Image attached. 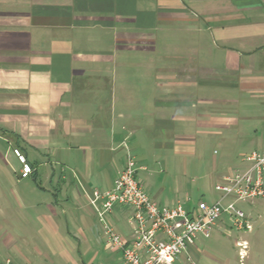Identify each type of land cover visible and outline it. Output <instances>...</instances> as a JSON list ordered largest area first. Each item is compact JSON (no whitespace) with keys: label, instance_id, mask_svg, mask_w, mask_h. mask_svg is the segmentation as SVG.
Here are the masks:
<instances>
[{"label":"crops","instance_id":"0c3cea01","mask_svg":"<svg viewBox=\"0 0 264 264\" xmlns=\"http://www.w3.org/2000/svg\"><path fill=\"white\" fill-rule=\"evenodd\" d=\"M244 99L264 107V0H0V264H121L93 192L129 156L142 182L161 149L185 163L201 135L237 146L215 158L219 181L245 168L264 136L227 112ZM155 188L190 207L186 182ZM121 208L108 223L127 237ZM207 255L190 247L176 264H228Z\"/></svg>","mask_w":264,"mask_h":264},{"label":"built area","instance_id":"2783aa9c","mask_svg":"<svg viewBox=\"0 0 264 264\" xmlns=\"http://www.w3.org/2000/svg\"><path fill=\"white\" fill-rule=\"evenodd\" d=\"M14 154L22 164V178H29L34 168L19 149ZM246 167L225 176L215 185L220 199L212 204L200 201L187 208L181 203L162 205L152 200L138 176L137 162L129 156L118 172L112 189L93 192L89 198L105 225V237L111 248L122 253L121 264H176L197 239H209L224 227L218 222L227 215L240 231L250 232L252 226L235 203L225 206L229 199L254 201L264 197V153L253 151L243 158ZM130 210L128 223L131 233L125 237L108 223L116 207ZM239 255L247 257L249 245L238 243ZM3 264H12L6 260Z\"/></svg>","mask_w":264,"mask_h":264},{"label":"rangeland","instance_id":"374dc122","mask_svg":"<svg viewBox=\"0 0 264 264\" xmlns=\"http://www.w3.org/2000/svg\"><path fill=\"white\" fill-rule=\"evenodd\" d=\"M211 95L219 96L217 93ZM245 100L242 102L239 114L234 112L232 108H228L227 112L233 113L237 117H252L253 119L251 120H254L252 122L258 126V129L260 132H263L264 136V119L262 121L256 118L257 115H260V117L264 116V107L255 108L249 101ZM261 122L262 124H260ZM208 137L205 135L199 136L200 139L197 140L195 154L188 155L185 163L182 162L181 157L174 156L173 153L169 157L166 156L165 149L159 150L161 155L164 156L162 157L165 161L164 163L161 160L154 161L152 158H149L148 163H146L148 167L147 172L140 173L145 188L148 190L150 184H155L156 188L152 193H155L157 189H163L169 197L176 188H180L179 191L182 194L181 185L186 182L188 188L185 195L191 199L190 207L201 200L208 204L219 200L220 195L215 191V185L221 181H219L221 176L213 173L214 160L215 158L220 159L223 157L227 148L229 152L230 149L237 150V146L232 142L224 145L223 142L218 141V138L213 139ZM224 203L225 206L235 203L236 208L245 213L247 220L252 226V230L250 232L240 231L234 226L230 218L224 215L218 222V226L224 227L225 232L217 228L211 238H198L195 246L202 253L205 251L208 254V257L206 256L205 258L211 261L227 262L228 264H264V197L247 202H236L235 199L229 198ZM127 215L129 217L130 210L121 208L116 218L120 226L129 229L126 221ZM243 242L248 243L249 249L247 257L242 261L237 244ZM188 263L201 264L200 260L193 258Z\"/></svg>","mask_w":264,"mask_h":264}]
</instances>
